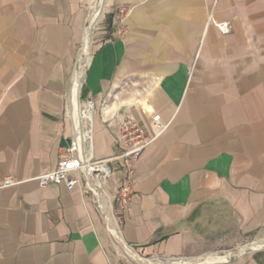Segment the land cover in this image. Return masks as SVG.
Here are the masks:
<instances>
[{
    "label": "crops",
    "instance_id": "0c3cea01",
    "mask_svg": "<svg viewBox=\"0 0 264 264\" xmlns=\"http://www.w3.org/2000/svg\"><path fill=\"white\" fill-rule=\"evenodd\" d=\"M26 2L16 77L0 91V264H197L264 233V0H162L155 12L138 13L145 23H166L159 51L190 45L193 58L146 60L141 36L96 46L78 85L96 103L94 157L115 152L122 111L146 125L152 112L171 121L136 161L127 206L104 214L79 188L36 180L70 145L64 103L92 0ZM213 3L229 21L226 34L203 21L200 10ZM159 69L153 93L123 97L137 74ZM121 175L116 167L111 189ZM262 257L230 264H264Z\"/></svg>",
    "mask_w": 264,
    "mask_h": 264
},
{
    "label": "rangeland",
    "instance_id": "374dc122",
    "mask_svg": "<svg viewBox=\"0 0 264 264\" xmlns=\"http://www.w3.org/2000/svg\"><path fill=\"white\" fill-rule=\"evenodd\" d=\"M160 1L162 0H104L103 12L101 18L92 26L89 34L90 38L88 37V48H87L88 50L86 51L87 62H85L81 58L82 56L81 54L83 51L82 49L84 47V43H83L84 31L90 25V17L94 11L97 2V0H92L91 4L88 7L86 20L83 29L81 31L80 39L77 42L74 49L73 67L69 75L70 85L64 103L65 110L70 109L72 107L73 97L71 95L72 93L71 90H72V81H73L72 78L74 76L73 74L75 73V70L79 69V67L83 65L84 74H85L87 63L94 49L106 38L115 37V36H122L126 39L131 37H138V36H141L143 38L146 37L147 42H149L148 43L149 46L146 47L147 51L145 52L146 60L151 57L152 59H156V60H161V59L163 60L166 58L167 60L193 58L195 52H188L185 50L190 45L189 46L187 45L186 47L184 46L185 47L184 48L181 42H179L178 44L183 47V49L182 47L179 48L182 50H174L169 52L165 50L164 52L159 51L158 35L160 32V28H162L166 23L160 24L158 17L155 18L153 22H147V23L135 18L136 16L139 15L138 13L140 12L142 13L148 11L155 12L154 6H156ZM27 6L29 7L30 4H27L26 0H0V64H2V67L0 66V76L2 75V81L0 83V91L4 90L3 88L5 87L6 84L8 86V89H10V86L13 85V82L16 77V67H15L16 51H17V45L21 43L23 40V34H24L23 12H25ZM200 13L201 15H203L204 22H206L209 18L211 19L209 20L211 27H215L213 20L228 21V20L220 19L216 16L214 10V3L210 6L204 5L203 9L200 10ZM182 22L183 23L188 22V24L191 23L190 21H186V22L182 21ZM176 40H177L176 36L174 35L169 36L167 41L168 46L170 47L171 44L176 43ZM154 49H158V50H154ZM194 59L197 58L194 57ZM156 72L157 73L155 74L154 73L137 74L133 79H131L132 81H130L129 87L128 86L125 87L123 91L124 93L123 97L127 98L129 96L130 97L135 96L136 98H141L143 92H145L146 89L150 90V92L153 93L156 87L155 86L156 76H159L158 74L162 72V69H159ZM81 85L82 82L80 84V88ZM77 98L79 99L83 98L80 94V89ZM68 114H70V110ZM128 115L132 116L130 114ZM163 122L169 125L171 121H163ZM258 239H264V233L251 235L245 241L239 243L236 246L229 247L227 249H221L220 251L211 253L209 256L213 254H218L220 256H224L227 253L232 254L228 258V260L210 261L212 262L211 264H230L232 263V261H234V259H239L240 257L247 256L251 253L261 254L263 256L262 257L263 261L261 262L264 263V247L237 254L238 250L241 247L246 246ZM204 259H201L200 262H204ZM167 260L170 261V259ZM171 260L178 261L179 259L177 257H173L171 258ZM157 261L165 262L166 259L163 258L153 259V262H157ZM182 261H190V260L184 259Z\"/></svg>",
    "mask_w": 264,
    "mask_h": 264
},
{
    "label": "built area",
    "instance_id": "2783aa9c",
    "mask_svg": "<svg viewBox=\"0 0 264 264\" xmlns=\"http://www.w3.org/2000/svg\"><path fill=\"white\" fill-rule=\"evenodd\" d=\"M213 23L221 34L228 33V21L213 20ZM69 110L72 128L70 145L59 152L54 169L37 175L38 185H63L69 190L77 187L84 195H88L101 214L113 204L120 209L124 208L131 199L136 161L168 125L154 113L150 117V125H146L126 112H121L115 115V152L106 158H95L92 146L95 99L92 96L77 98V111L74 110L73 102L67 113ZM111 163L117 164L116 167L122 171L120 182L112 189L109 181L116 167ZM4 183L10 184L13 181L8 178Z\"/></svg>",
    "mask_w": 264,
    "mask_h": 264
},
{
    "label": "bare ground",
    "instance_id": "6f19581e",
    "mask_svg": "<svg viewBox=\"0 0 264 264\" xmlns=\"http://www.w3.org/2000/svg\"><path fill=\"white\" fill-rule=\"evenodd\" d=\"M103 3H104V0H101L100 5L97 8V16H95L91 20L90 25L88 26V28L85 30V33H84V42H83L84 43V47L82 46L83 47V49H82L83 51H82V54H81L82 55L81 58L85 62H87L86 51L88 50L87 49L88 48V37H89V34H90V31H91L92 26L101 18V15H102V12H103ZM209 20H211V19L210 18L208 19V23H210ZM83 72H84V66L81 65L79 67V69H77V71H75L74 77H73L74 85L72 86V93L71 94H72L73 102H74L73 103L74 104V110L77 109V96H78V93H79V91H78V85H79V82H80V80L82 78ZM262 247H264V239H258L256 241H254L253 243H250V244L242 247L241 249H239L238 252H237V254L238 253H243L245 251L259 249V248H262ZM231 255H232L231 253H227L224 256H220V255L214 254V255H211V256L205 258L204 259V262L228 260V258ZM200 263H202V262L198 261L197 264H200ZM183 264H193V263L192 262L185 261V262H183Z\"/></svg>",
    "mask_w": 264,
    "mask_h": 264
}]
</instances>
